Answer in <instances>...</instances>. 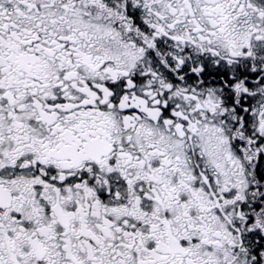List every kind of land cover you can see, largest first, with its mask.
Instances as JSON below:
<instances>
[{"label": "snow or ice", "instance_id": "1", "mask_svg": "<svg viewBox=\"0 0 264 264\" xmlns=\"http://www.w3.org/2000/svg\"><path fill=\"white\" fill-rule=\"evenodd\" d=\"M0 264H264V0H0Z\"/></svg>", "mask_w": 264, "mask_h": 264}]
</instances>
